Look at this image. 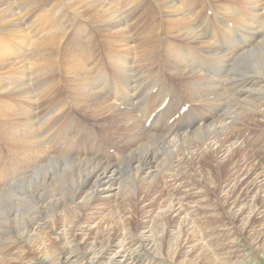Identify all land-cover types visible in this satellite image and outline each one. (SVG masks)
<instances>
[{"label":"bare ground","instance_id":"6f19581e","mask_svg":"<svg viewBox=\"0 0 264 264\" xmlns=\"http://www.w3.org/2000/svg\"><path fill=\"white\" fill-rule=\"evenodd\" d=\"M149 1L148 5L157 11L154 13L151 9L150 19L158 21V25L149 31H139L143 33L141 44L135 46H130L132 41L128 38L123 41L117 38L125 33L127 21L143 2L138 0H113V6L101 0H70L68 13L74 28L67 27L68 22H64L67 18H60L49 21L46 29H42L44 12V16L32 22L33 39L24 35L20 38L21 45L30 50L33 42V60L25 61L17 79L0 84V90L5 88L6 95H23L33 105L27 111V120L20 122L15 132L6 128V135L21 151L19 158L22 161H17L19 165L25 163V167L19 170L17 164H13L0 170V242L23 239L31 252L30 256L22 254L15 259L16 262L153 264L152 261L138 262L133 257L144 253L161 257L162 248L153 241L154 231L145 224L133 236L122 230L114 242L101 249L94 244L83 245L85 260L78 254L73 241L75 235L67 237L63 231H67L70 225L76 226L82 211L94 200L122 197L125 201L132 194L151 190L159 184L164 190H173L165 204V217L175 221L176 234L185 239L191 229L198 241L202 236L199 237L200 231L190 228L192 219L189 215L195 214L196 208L188 196L189 189L178 180L180 171L191 175V166H182L186 160L181 156L189 154L192 157L188 161L197 169L196 176L204 180L210 190H226L214 172L232 171L237 167L238 154L243 151L239 124L244 120L257 122L256 118L264 117V0H215L216 3L205 9H198L196 0ZM51 8L58 7L52 3L47 10ZM17 16L13 5L4 7L0 11V26L15 22L20 17ZM79 17L107 28L102 31L107 32L102 40L107 50L115 51L107 54L108 65L86 57L90 46H84L85 43L72 55L74 58L65 70L58 59L51 61L70 36L74 35L78 44L91 41L89 30L81 29L82 25L77 24ZM36 24H39L37 31L34 30ZM122 46L126 49L119 52L118 47ZM7 49L6 45L0 46L1 59L9 55ZM116 51L124 55H116ZM63 72L65 82L61 77ZM40 76L43 78L38 79ZM29 78L37 82L44 96L47 84L49 88L55 86L52 89L56 91L57 83L62 82L68 93L61 92L67 95V104L58 106L60 101L51 99L50 96H54L51 92L48 98L52 102L47 101L50 104L48 112L37 122L38 108L35 105H38L39 91H29ZM166 101H169L168 106L160 110ZM5 102L1 103L2 106ZM70 106L74 112L67 117L66 114L71 113ZM186 107L189 110L180 115ZM75 112L91 114L93 119L97 114L106 116L108 112H115L121 115L119 121L122 125L120 122L114 125L108 120L107 129L103 126L105 131L101 126L95 131L89 124L79 121L73 115ZM150 119L153 121L147 127ZM115 126L124 129L113 131L117 128ZM109 128L114 136L112 144L116 145L112 146L116 148L114 153L106 151L104 139L110 135ZM43 147L47 154L42 151ZM213 157L216 158V162L213 161L216 168H220L214 172L210 164ZM45 163L48 165L41 167ZM257 166V170L250 174V181L246 182V190H264V166ZM37 167H41L40 171H34ZM5 185L11 190H3ZM227 219L232 223L231 217ZM48 232H58V247L49 246ZM133 239L141 242L133 244ZM23 242L22 245L26 244ZM152 242L156 248L153 251ZM77 243L80 245V241ZM227 247L224 245L222 249ZM5 260L0 258V263H6Z\"/></svg>","mask_w":264,"mask_h":264},{"label":"rangeland","instance_id":"374dc122","mask_svg":"<svg viewBox=\"0 0 264 264\" xmlns=\"http://www.w3.org/2000/svg\"><path fill=\"white\" fill-rule=\"evenodd\" d=\"M101 1L104 3L106 2L105 4L109 6H113L112 5L113 0L112 1L101 0ZM138 1H143L144 4L143 2L140 3L138 10L134 12L135 13L134 15L132 14L133 16L131 17L130 20H128L129 22L127 21L124 29H126L128 32L125 30V33L123 34L121 33L117 38L118 41H123L124 39L128 38V40L132 41L130 42V46L141 44L140 42L143 33L139 31L141 30L142 32L149 31L152 30L151 29L152 27H157L158 25L157 23L158 21H156L155 19H150L151 17L150 14L153 13L152 11L154 10V13L157 12L156 9L153 8V6H150V4L148 5L150 1L149 0H138ZM196 1L198 2L197 5L198 9H201L202 7L205 9L209 4L216 3L215 0H196ZM42 2L43 4H41ZM52 3L54 4V6L58 7L56 8L57 10L52 8L50 9V11L47 10L49 8V5ZM70 4H71L70 0H66V1L65 0H40V1L39 0L38 1L37 0H0V11H2L4 7L13 5L14 10L18 14L17 18L20 16L19 19H16L15 22L8 25L0 26V46L6 45L9 48L7 49L9 55L2 57V59L0 58V84L4 83L6 80L14 81V79H17L21 74L22 68L24 67L23 64L25 63V61L27 60L28 62L29 61L31 62L33 60V42L31 43V50H30L23 44L21 45L20 38L22 37V35H24V37L30 36L29 38L33 39L34 34H32L31 31L32 29H30V27L32 26V22H34V19L36 18L38 19L41 15L44 16V14L46 13L45 14L46 17L44 16L45 18L44 17L41 18L43 19L42 23H44L43 24L44 28H42L44 30L46 29V26L49 25L51 20L56 21V19H60V18H67L64 20V22L66 23L68 22V26H67L68 28L71 29L75 27V24L72 22V18L68 13V9L71 6ZM63 7L65 9H63ZM148 12L149 14L147 15ZM49 16L52 19L47 18ZM133 17L135 18V20H133ZM78 21L80 22L79 23L77 22V24L82 25L81 29H87V31L89 30L88 34L91 37L90 39L91 41L84 40L85 42L81 41L78 44L75 36L74 35L70 36L71 38L69 37L66 41L63 42V44L61 45L62 47L57 49L58 50L57 54L59 55V57L57 55L56 57H54V59L52 58L51 61L53 60L55 61V58L58 59L57 61L60 62V66H62L65 70V66L70 65L71 63L69 61H72V59L74 58V56L72 55L74 53H77V51H80L81 45L85 43L84 46L85 45L90 46V51H88L89 49H83L86 50V52L88 51L87 54H85V52L83 51L86 57H90L92 60L96 58V60H100L102 64L108 65L109 64L108 55H110L109 52L114 53L115 51L107 50L105 41L102 40L104 36L107 34V32L102 33V31H106L107 28L102 26L100 27L99 24L83 17H79ZM38 27L39 24L38 25L36 24V26L34 25L35 28L34 30L37 31ZM19 33L21 35H19ZM140 33L141 36L139 35ZM92 39L94 44L92 42ZM123 48H124L123 46L120 48L118 47L119 52H124L126 48L125 49ZM116 55H124V54L117 53ZM62 76H64V72L61 74V77ZM31 78L27 79L29 80L27 84H30L29 87L31 88V89L29 88V91L31 90L33 91V89L35 91H39L40 89L37 85V82L35 80L34 82L32 81L35 78L33 79ZM37 78L41 79L43 78V76ZM62 78H63L62 79L63 82H65L64 77ZM31 83H33V86ZM58 84L59 83H57L56 87H58L59 90L57 88L55 91V89H52L55 86L52 85L49 88L50 85L47 84V86H45V90L43 91L45 92V96L43 95V93H40V91L37 93L38 96L36 98L38 100L37 101L38 105L37 106L35 105L36 109L38 108L37 109L38 111L36 112L37 122L40 121L39 120L40 117H43L48 112L47 109H49L48 106L50 104L47 101H50V103L52 102L50 98H48L49 95H51V92L54 95V96L52 95L50 96L52 97L51 99L56 98L58 102L60 101L59 103H57L58 106L64 107L67 104L68 93L65 90L66 88L63 87L62 82L61 84L59 85ZM4 89H2L3 91L0 90V104L6 101L5 103H3V106L2 104L0 105V107L2 106L0 108L1 109L0 111L1 112L0 113V170H5L6 168L10 167L13 164L14 165L17 164L16 169L21 170L22 168L25 167V163L21 165H19L18 163L20 159L19 157L21 151H19L18 147L15 146L17 145L15 142H13L14 144L12 143L10 136L8 137L6 135V128L9 127L7 129L8 131H11V129L12 131H14V129L18 128L19 124H21L20 122L27 120L28 118L26 117L28 113L27 111H29V109L31 110L33 108V105L32 102L28 101L27 99L25 100L23 95L19 96L17 93L6 95ZM46 90H48L49 92H47ZM61 92L64 93L66 92L67 95ZM58 93L60 94V97H57L59 96ZM61 94L64 95L65 97L62 96ZM45 97L46 99L49 100H46ZM58 98H65V99L62 100ZM20 100L22 102H20ZM61 100L62 102H64L63 104L61 103ZM70 107H71L70 108L71 113L66 114L67 117H69L70 114L74 112V108H72L73 106ZM111 113L112 112L107 113L108 117L107 115L103 116L101 114H97L96 116L97 118L94 119L92 118L93 115L91 114L90 116H87V115H83L80 112L79 113L75 112V114L73 115H76V117L82 123L89 124L90 127H92L95 131H98L97 127L99 126H101L102 130L105 131L110 123L108 120L113 121L114 125L120 122L119 120L121 118V115H118L115 112H113L112 114ZM5 116L6 118L3 119V117ZM105 117L107 118L104 119ZM5 119H7L8 123L5 121ZM256 119H258L257 122H255L254 120H244L246 122L245 123L242 120L243 122L239 124V126L242 127V129L241 127L238 128L242 130L243 151H241L238 154L237 157L238 165L234 170H232L233 172L231 170L221 171V172L219 171V173L214 172L215 170L220 168L218 167L216 168L214 164V162H216L215 161L216 158L214 157L211 158L212 161H210L211 162L210 164L214 168L213 170L214 176L215 177L217 176L216 178H218L221 181L219 182L223 189L225 188V186L227 187L225 188L226 190H221V191L212 190V189L210 190L208 186L204 183V180L196 176L197 169L195 170L194 164H192L191 161H188L190 158L192 159V157H190L189 154H185L184 156H181L186 160L182 162V166H187V167L191 166V170H192V171L190 170L191 175L189 174V172L184 173L180 171L179 172L180 177L178 178V180L179 181L182 180L181 182L185 184L189 190L192 188V190L190 191L187 190V191L190 200L194 204V208H196L194 210L196 213L195 214L193 213V215L192 213L189 214L191 215L190 219L193 220V221L190 220L191 221L190 228L194 227L195 230L200 231L199 237L202 236V238H199L198 241H197L196 233L195 232L192 233L191 229L188 230V234L187 237H185V239L177 235L176 232L178 228L174 226L175 221L165 217L166 215L165 212L167 210L165 208V204H167L166 202L168 201L167 199L169 197V193H171V191L173 190H164L162 184L156 185L151 190H141V192H138L136 195L132 194V196H135L136 198L130 196L131 198L129 197L130 199L128 198V200L125 201L122 199V197H116L115 199L113 198L111 200H104V199L99 201L94 200L85 210L82 211V216L80 217V220L78 221L76 226L75 224L73 227L70 225L67 231H63V230L62 231L65 233V235H67V237H70L72 234L75 235L73 241L74 244L76 245V249L79 250L78 254H80L83 260L86 259L85 255H83V249H84L83 245L94 244L97 248L101 249L107 243L114 242L115 239L117 238V235L122 230L128 231V233L130 235L132 234L133 236V234L135 235L137 233V230L140 228V226H143L145 224L148 227V229L154 231L153 241L156 242L162 248L161 250L162 252H160L161 253L160 258H156L155 255H153L152 253H144L143 256L142 254L137 256L134 255L133 257L137 259L138 262L142 261L149 263L152 261L153 264H264V190H252V191L246 190V184H247L246 182L250 181V174L254 170H257L258 168L257 164L260 166L262 165L264 166V137H263L264 117H258ZM3 122L6 123V124L4 123L6 127L2 125ZM14 124L16 125V127ZM120 125H122L121 122ZM103 126H105L106 129ZM115 127L117 128L113 129V131L118 132L120 129L121 130L124 129V127L121 126H115ZM109 129L110 130L107 131L109 132L110 135H108L107 138L104 137L105 138L104 140H106L107 143L106 151L109 150L111 153H114L116 148L112 147L114 144H112L111 141L113 140L114 136L112 134V129L111 128ZM102 134L103 133H100L99 135L103 137ZM258 148L260 149L258 150ZM42 151L45 154H47V151L46 149H44V147L42 148ZM46 165L48 164L45 163L41 167H45ZM239 166L241 169L239 168ZM39 168L37 167L34 171H36L37 169L39 170ZM11 174L13 175V173ZM33 174L34 172L32 173V175ZM23 181H26V179ZM3 190H11V189L7 185H5ZM183 191L185 192V190ZM5 193H9V191H5ZM76 199L77 198H75V200ZM213 207L214 208L216 207V209H214ZM201 216H203V218ZM228 217H231L233 219L232 223L228 221L227 219ZM62 231L60 232L63 233ZM48 233L49 234L46 235L47 237H49L47 238L50 244L49 246L52 248L58 247L59 246V242L57 240L58 232L57 233L48 232ZM205 233L207 236L204 237ZM41 235L43 234L41 233ZM19 241L25 242V240L23 239H18L16 241L8 239V241L2 240V242H0V250H1L0 258L1 259L3 258L4 260L7 259L5 261L8 262L5 263L3 261L0 264H4V263L17 264L19 262H16L15 259L16 260L19 259L22 254L26 256L27 255L30 256L31 252L27 242H25L27 244L26 246L24 242H23L24 245H22V242L20 243ZM78 241H80V245L77 243ZM131 242L133 244H138L141 242V240L133 239L131 240ZM227 243H230L232 246ZM224 245H228L227 249L225 250L222 249V246ZM151 246H152L151 251H153V249L156 250V248H154L155 244H153V242ZM21 248L23 251L21 250ZM27 249L28 251L26 252ZM7 254L8 255L10 254L9 257ZM15 256L18 258H16ZM21 263L25 264V261ZM32 264H38V263L35 262Z\"/></svg>","mask_w":264,"mask_h":264}]
</instances>
